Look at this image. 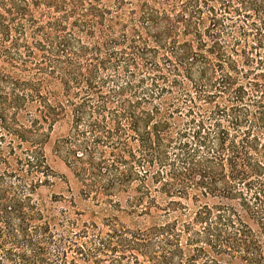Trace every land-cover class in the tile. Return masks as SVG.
I'll return each mask as SVG.
<instances>
[{
  "label": "trees",
  "instance_id": "16d2710c",
  "mask_svg": "<svg viewBox=\"0 0 264 264\" xmlns=\"http://www.w3.org/2000/svg\"><path fill=\"white\" fill-rule=\"evenodd\" d=\"M0 264H264V0H0Z\"/></svg>",
  "mask_w": 264,
  "mask_h": 264
},
{
  "label": "rangeland",
  "instance_id": "374dc122",
  "mask_svg": "<svg viewBox=\"0 0 264 264\" xmlns=\"http://www.w3.org/2000/svg\"><path fill=\"white\" fill-rule=\"evenodd\" d=\"M68 127V118H64L53 124L48 131V138L44 144V153L50 168L57 176L51 179L50 184L41 186L37 190V200L44 202V204L52 208L53 212L54 210H63L69 207L72 199L76 208L84 210L86 213L95 211L96 215L100 216V212L107 214L115 212L110 205H98L92 200H84L79 196L75 180L65 167L61 157L55 151L56 140L66 135ZM61 175H64L66 179L61 178ZM119 197V201L123 206L122 208L126 209L125 195ZM118 214L120 219L129 225L142 222V218L136 216L134 213L132 216H128L125 212H119Z\"/></svg>",
  "mask_w": 264,
  "mask_h": 264
}]
</instances>
